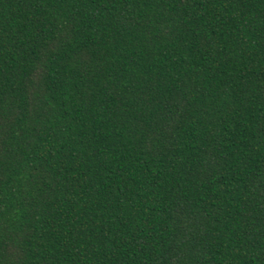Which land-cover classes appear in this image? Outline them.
Segmentation results:
<instances>
[{
	"label": "trees",
	"instance_id": "trees-1",
	"mask_svg": "<svg viewBox=\"0 0 264 264\" xmlns=\"http://www.w3.org/2000/svg\"><path fill=\"white\" fill-rule=\"evenodd\" d=\"M0 264H264V0H0Z\"/></svg>",
	"mask_w": 264,
	"mask_h": 264
}]
</instances>
